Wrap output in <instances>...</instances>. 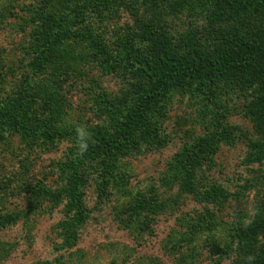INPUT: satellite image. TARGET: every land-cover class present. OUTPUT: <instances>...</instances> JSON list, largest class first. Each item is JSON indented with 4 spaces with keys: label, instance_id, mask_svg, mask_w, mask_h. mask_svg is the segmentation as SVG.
<instances>
[{
    "label": "rangeland",
    "instance_id": "obj_1",
    "mask_svg": "<svg viewBox=\"0 0 264 264\" xmlns=\"http://www.w3.org/2000/svg\"><path fill=\"white\" fill-rule=\"evenodd\" d=\"M231 37L263 44L264 15L211 0H0V110L14 103L26 129L0 127V216L20 213L0 226V264L238 263L236 234L264 213V61L260 78L187 81L129 116L147 65L214 59ZM79 125L112 148L77 155Z\"/></svg>",
    "mask_w": 264,
    "mask_h": 264
},
{
    "label": "trees",
    "instance_id": "obj_2",
    "mask_svg": "<svg viewBox=\"0 0 264 264\" xmlns=\"http://www.w3.org/2000/svg\"><path fill=\"white\" fill-rule=\"evenodd\" d=\"M214 3L220 4L224 7L225 13L241 14L247 11H254L264 15V0H211ZM54 25L59 22L52 20ZM61 25H64L62 21ZM66 36V35H64ZM230 35H227L228 37ZM233 37V36H232ZM231 37V38H232ZM89 45L95 49L99 56L108 63L105 52L100 43L91 39ZM225 52L222 56L214 59H182L174 61L171 59L161 60L158 63L147 65L146 72L148 74V85L143 91L141 98L137 103V109L134 113H130V119L138 120L142 114L152 107L160 98L167 93L171 88L181 86L187 81L199 80L202 82L212 83L211 81L220 78H260L261 68L260 64L264 61V43L263 44H250L240 39L236 41L235 38L226 40L223 43ZM248 80V79H247ZM243 83V82H242ZM16 112V105L13 103L8 108L0 110V127L1 130L5 126L12 127L20 131L23 135L26 134V129L20 125ZM132 124H127V129ZM64 133L53 131L51 135H48L47 141H53L54 139L63 138ZM111 142L107 140H100L96 143H89L88 149H111ZM74 179L68 189L69 194H73V198L76 197ZM76 186V185H75ZM34 196L36 198L47 195V191L39 188L35 190ZM70 203L74 199H70ZM15 215H6V217L0 216V226H11L16 224L20 213H14ZM237 239H241V242L246 246H241L239 243L237 253L236 264H248L246 258L248 256H254L255 260L252 264H264V213H261L256 221L245 229H240L236 234ZM70 244V243H69Z\"/></svg>",
    "mask_w": 264,
    "mask_h": 264
},
{
    "label": "clouds",
    "instance_id": "obj_3",
    "mask_svg": "<svg viewBox=\"0 0 264 264\" xmlns=\"http://www.w3.org/2000/svg\"><path fill=\"white\" fill-rule=\"evenodd\" d=\"M76 135H77V155L82 156L89 147L88 140L90 138V133L86 130L84 125H79L76 127ZM250 221H246L245 223H249ZM248 264H252L255 260L254 256H248L246 258Z\"/></svg>",
    "mask_w": 264,
    "mask_h": 264
}]
</instances>
